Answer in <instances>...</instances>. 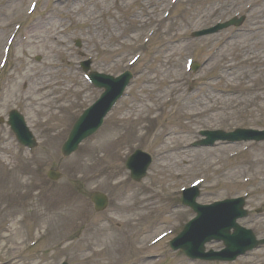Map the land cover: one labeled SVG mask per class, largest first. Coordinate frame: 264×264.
<instances>
[{
	"label": "rangeland",
	"instance_id": "374dc122",
	"mask_svg": "<svg viewBox=\"0 0 264 264\" xmlns=\"http://www.w3.org/2000/svg\"><path fill=\"white\" fill-rule=\"evenodd\" d=\"M30 1L0 0V48L2 34L10 32L7 20L23 15ZM170 5L171 0H39L33 17L25 19L28 26L21 27L13 42L17 43L16 49L10 50L0 74V117L5 118L11 109L22 111L37 147L29 154L17 144L8 127L0 124V174L14 177L12 181L20 188L16 197L23 199L22 205H0V264H57L62 259L69 264L125 261L129 257L123 255L124 251L115 262V254L106 253V237L116 239L126 224L133 221L130 213L134 206L140 205L138 195L143 194L145 202L141 205L144 207H162L172 202L170 194L182 187L188 188L195 179L203 181L198 187L200 203L235 195L251 196L246 202L251 217L242 224L257 235L264 233V214L258 217L254 213L264 204V142L247 146L238 157H233L238 148L232 146L189 147L197 139L196 133L203 129L229 131L244 125L264 129V0H178L173 8ZM49 7L52 12L46 20L40 19ZM168 10H172V18L164 23L162 17ZM237 13L246 14L239 29L229 28L202 38L199 45L195 41L187 46L192 31ZM50 18L52 21L48 20ZM35 20L44 23L41 30L38 25L35 27ZM49 21L57 25L52 28L55 39L43 40V33L51 31ZM68 22L74 25L66 29ZM31 25L37 31L31 32L32 40L22 42L23 34ZM154 27L157 30L149 43V51H156V55H145L136 65L140 74L130 88V98L105 120L95 137L84 142L73 156L62 159L60 147L72 121L96 95L75 71L76 61L90 56L92 70L116 75L138 52L147 30ZM76 39L80 41L78 48L74 45ZM189 51L190 57L204 65L196 73L186 75L183 64ZM43 79V95L34 94ZM171 94L173 111L163 104V98ZM131 100L135 106L127 113L129 120L139 118V110L145 114V105L150 108L142 124L135 129L134 140L114 148L110 170L116 169L117 162L120 164L133 143L140 144L154 161L139 185L118 183L123 170L117 180L110 177L105 168L96 166L97 160L107 159L108 154L102 159L100 150L104 148L95 146L106 144V132L113 129L115 117L123 116ZM40 103L45 106L42 112L38 111ZM156 111L163 114L160 120L152 122L150 116ZM142 131H147L145 137L140 136ZM52 167L59 168L62 181L47 180L45 173ZM77 188L82 195L93 189L108 193L111 213L100 219L93 218L90 223L78 222L80 205L85 213L88 205L91 214V204L81 197ZM41 193L46 196L35 202ZM52 193L66 196L62 204L70 205H65L64 217L71 223L55 241L52 251L47 247V239L40 246L29 248L31 239L36 236L31 227L52 233L49 224V228L44 227L46 217L41 213L34 214L32 221L22 226L15 238L5 239L24 212L34 206L42 211L53 197ZM161 194L163 197L157 200ZM71 208L77 212H72ZM6 222L14 224L6 227ZM92 230H95L97 244L92 239ZM65 246L69 248L66 250Z\"/></svg>",
	"mask_w": 264,
	"mask_h": 264
},
{
	"label": "water",
	"instance_id": "95a60500",
	"mask_svg": "<svg viewBox=\"0 0 264 264\" xmlns=\"http://www.w3.org/2000/svg\"><path fill=\"white\" fill-rule=\"evenodd\" d=\"M117 96L118 95H113L112 96L113 100L116 99ZM101 112L102 110L99 113L97 111L98 115ZM80 138L82 137H77L76 129L73 130L68 141L63 146V154L68 155L70 152L74 151L76 148V144L78 143ZM240 209H241V205L239 203L231 204V205L225 204L222 208L216 209L214 211L215 212L214 215L211 216V218L215 222L212 238L215 241L223 240L226 245H228L226 242H236L235 246L233 247L229 246V249H231L233 251V254L235 255L244 253L247 250L245 237L241 235L239 231L233 236L228 235L229 230L233 227V221L241 216ZM191 233H192L191 242H195L196 240H198L193 236L194 234L193 230H191Z\"/></svg>",
	"mask_w": 264,
	"mask_h": 264
},
{
	"label": "bare ground",
	"instance_id": "6f19581e",
	"mask_svg": "<svg viewBox=\"0 0 264 264\" xmlns=\"http://www.w3.org/2000/svg\"><path fill=\"white\" fill-rule=\"evenodd\" d=\"M52 25V24H51ZM51 31H48L46 30L42 36L43 40L46 38L48 40L50 39H55V37L53 36L54 35V31L52 30V28H50ZM33 38V35H30V39L32 40ZM58 43H60L58 41ZM44 83V79L41 80L38 84H37V88L34 89V94H37L38 95V92H40L41 95H43V86L42 84ZM10 93H12V91H10ZM38 101V100H37ZM42 104L43 103H40L39 104V109L38 111H41V108H42ZM3 175L4 174H0V177L1 179H3ZM17 186H14V182L12 184H10L7 180H1L0 181V197L3 196L2 199H4L3 201H6V204L9 203L11 200L10 198L12 197V195H15L13 194V191L14 189L16 188Z\"/></svg>",
	"mask_w": 264,
	"mask_h": 264
}]
</instances>
